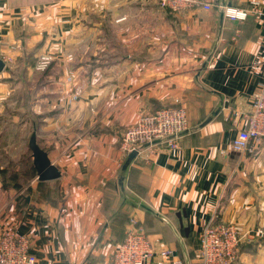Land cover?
Segmentation results:
<instances>
[{"label":"crops","instance_id":"0c3cea01","mask_svg":"<svg viewBox=\"0 0 264 264\" xmlns=\"http://www.w3.org/2000/svg\"><path fill=\"white\" fill-rule=\"evenodd\" d=\"M204 1L209 9L169 12L158 0H0V58L10 57L0 106L29 56L54 58L27 110L60 176L38 180L31 156L34 175L0 182V235L28 237L35 264H109L132 218L155 250L172 249L184 264H199L203 225L231 223L241 237L232 264H264V141L231 147L264 81V0ZM253 2L260 14L244 20L219 8ZM175 105L190 128L179 148L121 153L127 126Z\"/></svg>","mask_w":264,"mask_h":264},{"label":"built area","instance_id":"2783aa9c","mask_svg":"<svg viewBox=\"0 0 264 264\" xmlns=\"http://www.w3.org/2000/svg\"><path fill=\"white\" fill-rule=\"evenodd\" d=\"M160 6L169 12H179L192 5L201 4L204 9L210 3L204 0H158ZM224 16L232 20H244L249 13L260 14L256 3L251 8L228 4L219 5ZM119 18L117 20H121ZM9 56H2L4 62ZM72 60L70 54L66 55ZM51 54H39L34 69L44 71L52 63ZM66 80H70L67 76ZM73 101L71 98L68 102ZM244 126L239 128L231 140V147L238 151H251L250 144L264 141V81L251 97V109L243 116ZM186 109L182 105L161 107L142 113L137 120L126 127L120 137V151L123 155L135 150L137 154L151 148L156 142L169 148H179L182 137L189 131ZM197 257L199 264H232L239 254L240 235L231 223L208 221L197 232ZM29 239L13 230L0 235V264H35L36 259L30 252ZM166 258L172 264H184L172 249L155 250L150 238L143 232L135 219H131L125 235L114 249L109 264H156L154 258Z\"/></svg>","mask_w":264,"mask_h":264},{"label":"rangeland","instance_id":"374dc122","mask_svg":"<svg viewBox=\"0 0 264 264\" xmlns=\"http://www.w3.org/2000/svg\"><path fill=\"white\" fill-rule=\"evenodd\" d=\"M120 18L123 19L124 17ZM61 29L60 26L59 31H61ZM111 29L112 28L106 26L103 35L113 36V30ZM97 32L96 30L94 34ZM34 53L37 52L34 51ZM31 54H33V52ZM35 57L36 56L33 55L29 56L28 62L26 57L16 61L19 66L20 64L24 66L27 62V70L24 71V69L20 70L18 68L20 73L13 74L12 85L7 94L8 99L5 100L4 105L0 106V182H7L10 185H15L12 183L19 180L24 181L29 177L31 151L26 146V142L29 132L31 133L29 118H32V115L27 110V107L29 106L30 108V106H34L35 93L37 92L35 85L39 82L37 77H40L38 74L45 73L52 64L51 63L44 71H36L34 69V64L37 57ZM15 69L17 70V68ZM69 98L75 100L77 95L70 94L67 98V102ZM20 132L21 135L22 132H24L23 138L20 136Z\"/></svg>","mask_w":264,"mask_h":264},{"label":"water","instance_id":"95a60500","mask_svg":"<svg viewBox=\"0 0 264 264\" xmlns=\"http://www.w3.org/2000/svg\"><path fill=\"white\" fill-rule=\"evenodd\" d=\"M4 68V62L0 58V71ZM28 148L31 151L32 164L36 172L38 180H52L60 176L58 169L52 164L47 157L46 152L38 146L35 138V131L33 130L28 138ZM137 153L135 150L128 153V157H134Z\"/></svg>","mask_w":264,"mask_h":264},{"label":"trees","instance_id":"16d2710c","mask_svg":"<svg viewBox=\"0 0 264 264\" xmlns=\"http://www.w3.org/2000/svg\"><path fill=\"white\" fill-rule=\"evenodd\" d=\"M30 171H31V172H30ZM30 171H29V176L34 175V173L32 172V169H30ZM197 232H198V231H197ZM197 232L194 234V236H195V239H196V247L198 248Z\"/></svg>","mask_w":264,"mask_h":264}]
</instances>
